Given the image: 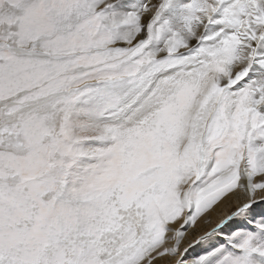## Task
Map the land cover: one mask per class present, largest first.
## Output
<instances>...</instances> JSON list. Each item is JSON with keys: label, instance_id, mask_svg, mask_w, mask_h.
Instances as JSON below:
<instances>
[{"label": "snow or ice", "instance_id": "obj_1", "mask_svg": "<svg viewBox=\"0 0 264 264\" xmlns=\"http://www.w3.org/2000/svg\"><path fill=\"white\" fill-rule=\"evenodd\" d=\"M119 4L0 0V264H264V0Z\"/></svg>", "mask_w": 264, "mask_h": 264}, {"label": "bare ground", "instance_id": "obj_2", "mask_svg": "<svg viewBox=\"0 0 264 264\" xmlns=\"http://www.w3.org/2000/svg\"><path fill=\"white\" fill-rule=\"evenodd\" d=\"M130 2V1H129ZM186 2V0H176V7H175V11H179V8H180V5H182L183 3H185ZM131 4V3H130ZM138 4H140V3H138ZM138 4H135V3H132L131 5H138ZM128 5H129V3H128ZM124 7H127L126 6V4H125V2L122 4V8H124ZM122 10V9H121ZM262 209H257V211H261ZM221 242H223V238H221ZM210 251L211 249L210 248H206V247H204V246H202V245H197V247H196V249H195V252L193 253L194 255L195 254H202L204 251Z\"/></svg>", "mask_w": 264, "mask_h": 264}, {"label": "rangeland", "instance_id": "obj_3", "mask_svg": "<svg viewBox=\"0 0 264 264\" xmlns=\"http://www.w3.org/2000/svg\"><path fill=\"white\" fill-rule=\"evenodd\" d=\"M130 1V2H129ZM125 2V4H126V6L127 7H124V8H122V4ZM128 3H129V5H128ZM132 3H135V4H138V3H142V0H121V4H119V5H117V8L119 9V10H128L131 6H133V5H131Z\"/></svg>", "mask_w": 264, "mask_h": 264}]
</instances>
